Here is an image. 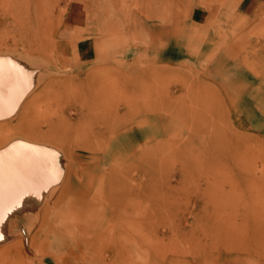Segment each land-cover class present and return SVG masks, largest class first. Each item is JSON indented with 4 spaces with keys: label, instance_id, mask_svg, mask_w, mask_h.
<instances>
[{
    "label": "rangeland",
    "instance_id": "374dc122",
    "mask_svg": "<svg viewBox=\"0 0 264 264\" xmlns=\"http://www.w3.org/2000/svg\"><path fill=\"white\" fill-rule=\"evenodd\" d=\"M76 1L0 0V264H264V0Z\"/></svg>",
    "mask_w": 264,
    "mask_h": 264
},
{
    "label": "crops",
    "instance_id": "0c3cea01",
    "mask_svg": "<svg viewBox=\"0 0 264 264\" xmlns=\"http://www.w3.org/2000/svg\"><path fill=\"white\" fill-rule=\"evenodd\" d=\"M70 6L71 9H69ZM75 10L78 11V14L76 13L77 11L75 12ZM69 11H74V13ZM90 12L91 9L89 4L85 1L78 0L75 3H70L63 15L62 24L66 30L72 31L73 33H76L77 31H83L88 27ZM76 14L80 17L78 18ZM11 79V76H0V84L4 83V92L1 91L0 93V97H3V100L0 102V120L4 119L8 112H13L12 105H14L16 102L18 103L20 97L19 95H21V92L18 91V87L11 88ZM6 83H10V86L6 85ZM6 97L8 99H6Z\"/></svg>",
    "mask_w": 264,
    "mask_h": 264
},
{
    "label": "bare ground",
    "instance_id": "6f19581e",
    "mask_svg": "<svg viewBox=\"0 0 264 264\" xmlns=\"http://www.w3.org/2000/svg\"><path fill=\"white\" fill-rule=\"evenodd\" d=\"M205 3H206V2H205ZM72 8H73V7H72ZM69 9H71V6H70ZM75 9H76V8H75ZM76 11H77V10H75V12H76ZM69 12H71V13L73 12V13H74V11H69ZM71 13H70V14H71ZM76 13L78 14V11H77ZM77 14H76V16H78ZM67 15H68V14H67ZM72 15H73V14H72ZM70 17H71V16H70ZM79 17H80V16H78V18H79ZM68 18H69V17H68ZM78 20H79V19H78ZM168 21H169V20H168ZM168 21H167V22H168ZM176 22H178V21L176 20ZM170 23H171V22H170ZM174 23H175V22H174ZM185 25H186V24H185ZM36 36H37V35H36ZM33 37H35V36H33ZM4 44H5V43H4ZM20 149H21V148H20ZM19 151H20V150H19ZM9 155H10V154H9ZM28 155H29V154H28ZM2 156H3V155H2ZM30 157H31V156H30ZM25 158H26V157H25ZM23 160H24V159H23ZM35 160L39 161V159H38L37 157H35ZM5 161H6V160H4V162H5ZM26 161H28V160H26ZM29 161H30L29 164H31V166L33 167V162H34L33 159H32V160H29ZM4 165H5V164H4ZM6 166H7V165H6ZM31 166H30V167H31ZM45 166H46V165H45ZM3 167H4V166H3ZM19 167H20V166H19ZM8 168H9V167H8ZM33 168H34V170H35V169H36V166H34ZM16 169L18 170L19 168L16 167ZM20 169H21V168H20ZM29 169H30V168H29ZM17 170H16V171H17ZM30 170H31V169H30ZM30 170H29V171H30ZM21 171H22V170H21ZM1 173H2V172H1ZM1 173H0V174H1ZM3 173H5V172H3ZM6 173H7V172H6ZM17 173H18V172H17ZM17 173H16V174H17ZM20 173H21V172H20ZM22 173H23V172H22ZM32 173H33V172H32ZM8 174H9V173H8ZM34 174H35V173H34ZM31 176H32V175H31ZM18 177H20V176H18ZM25 177H26V176H23V177H20V178H22V180L25 181ZM18 182L20 183L21 181L19 180ZM15 184H18V183H16L15 180H14V182H13L12 185H9V182H8V184H6V185H8L7 188H6V186H5V183H4V184H1V187L3 186V187L6 189L5 191H7V192H14V193H15V192H17L18 190H21L20 188H19V189H16V188L14 187ZM27 184H28V182H27ZM18 185H19V184H18ZM1 187H0V188H1ZM121 226H122V225H121ZM75 238H76V237H75ZM72 243L77 244L78 247H82V243H83V241L80 240V239H78V241H77V240H74V241H72ZM72 243L70 242V244H72ZM47 246H48V245H47Z\"/></svg>",
    "mask_w": 264,
    "mask_h": 264
}]
</instances>
